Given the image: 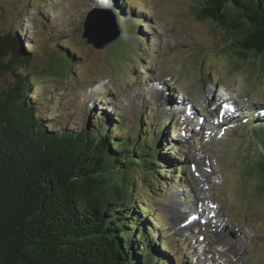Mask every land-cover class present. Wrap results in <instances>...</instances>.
<instances>
[{
	"label": "rangeland",
	"instance_id": "374dc122",
	"mask_svg": "<svg viewBox=\"0 0 264 264\" xmlns=\"http://www.w3.org/2000/svg\"><path fill=\"white\" fill-rule=\"evenodd\" d=\"M99 2L0 0V33L37 50L27 70L41 82L31 99L47 128L79 129L96 112L100 123L111 118L135 136L146 111L155 121L171 116L169 152L182 159L167 186L139 191L153 238L170 248L172 264H264V123L251 127L253 113L264 115V66L232 61L221 29L194 15L200 0ZM94 7L110 10L122 33L102 49L82 37ZM65 50L63 64L57 52ZM51 60L56 75L44 71Z\"/></svg>",
	"mask_w": 264,
	"mask_h": 264
},
{
	"label": "trees",
	"instance_id": "16d2710c",
	"mask_svg": "<svg viewBox=\"0 0 264 264\" xmlns=\"http://www.w3.org/2000/svg\"><path fill=\"white\" fill-rule=\"evenodd\" d=\"M193 13L221 29L234 63L264 66V0H200ZM36 51L0 33V264H172L139 193L167 186L182 159L169 152L171 116L155 121L146 111L135 136L111 118L100 123L96 112L79 129H48L46 112L31 99L41 84L27 70ZM57 53L69 62L68 50ZM58 69L51 60L44 71ZM258 113L252 128L264 123ZM160 131L164 139L155 141Z\"/></svg>",
	"mask_w": 264,
	"mask_h": 264
},
{
	"label": "water",
	"instance_id": "95a60500",
	"mask_svg": "<svg viewBox=\"0 0 264 264\" xmlns=\"http://www.w3.org/2000/svg\"><path fill=\"white\" fill-rule=\"evenodd\" d=\"M121 36L116 16L110 10L94 7L87 12L82 37L95 48L102 49Z\"/></svg>",
	"mask_w": 264,
	"mask_h": 264
},
{
	"label": "bare ground",
	"instance_id": "6f19581e",
	"mask_svg": "<svg viewBox=\"0 0 264 264\" xmlns=\"http://www.w3.org/2000/svg\"><path fill=\"white\" fill-rule=\"evenodd\" d=\"M102 4H108V0H99ZM99 2V3H100ZM207 210H208V212L209 213H212V211H213V209L211 208V207H209V208H207ZM179 212V211H178ZM172 221L173 222H175V223H177V222H180L181 221V219H182V215H178V214H174L173 216H172ZM190 219V218H189Z\"/></svg>",
	"mask_w": 264,
	"mask_h": 264
},
{
	"label": "clouds",
	"instance_id": "9594fccd",
	"mask_svg": "<svg viewBox=\"0 0 264 264\" xmlns=\"http://www.w3.org/2000/svg\"><path fill=\"white\" fill-rule=\"evenodd\" d=\"M10 83H11V81H10Z\"/></svg>",
	"mask_w": 264,
	"mask_h": 264
}]
</instances>
